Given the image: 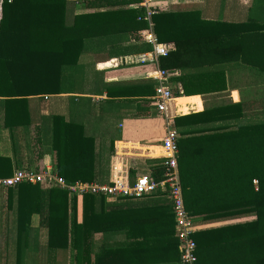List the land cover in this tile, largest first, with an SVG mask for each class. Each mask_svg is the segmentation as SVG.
<instances>
[{"label": "trees", "instance_id": "obj_1", "mask_svg": "<svg viewBox=\"0 0 264 264\" xmlns=\"http://www.w3.org/2000/svg\"><path fill=\"white\" fill-rule=\"evenodd\" d=\"M87 2L98 11L75 15L68 0H2L0 110L13 157H0V178L24 167L18 160L17 130L32 126L30 100L63 94L62 73L78 65L89 44H108L118 56L150 50L137 43L131 51H117L147 27L138 21L143 10L131 7L139 0ZM152 21L158 40H174L178 51L186 39L209 46L203 53L209 61L202 72L207 80L183 85L184 96L226 90L225 73L232 61L264 72V34H259L264 25L256 19L239 26L208 23L207 36L181 40L168 34L165 15L155 14ZM171 58L169 54L163 61ZM143 87L144 96L155 95L150 80ZM149 106L146 101L147 110ZM243 117V106L234 104L174 120L187 211L208 223L252 218L196 232L198 264H264V118L246 124ZM35 130L41 153L37 161L50 150L56 173L67 183L105 182L112 152L106 156L103 149L97 151L83 125L52 115L43 117ZM161 163L153 169L157 181L163 176ZM43 169L40 161L36 170ZM3 211L13 223L0 227V235L6 236V247L14 239L15 264H27L33 247L41 248L35 240L37 230L47 232L40 264H180L172 205L161 195L113 203L104 196L70 197L58 188L21 184L5 192L0 189V220ZM34 215L40 218L37 230L32 226Z\"/></svg>", "mask_w": 264, "mask_h": 264}, {"label": "crops", "instance_id": "obj_2", "mask_svg": "<svg viewBox=\"0 0 264 264\" xmlns=\"http://www.w3.org/2000/svg\"><path fill=\"white\" fill-rule=\"evenodd\" d=\"M68 1L73 5L75 15L98 11L88 8L87 0ZM1 3L2 0L0 12ZM152 6L155 14L166 16L169 22L168 34L179 40L180 37L207 36L209 32L205 25L208 23L239 26L256 19L259 21L257 24L264 25V0H154ZM259 34H264V30ZM133 37L121 43L117 51L124 53L126 49L134 48L137 43L132 41ZM164 44L172 46V58L168 63L161 58L159 66H164V70L170 73L167 87L174 95L182 94L174 97L175 100L169 105L173 115L181 117L236 104L244 108V123H252L259 116L264 118V72L242 61H232L225 73L226 90L184 96L183 85H195L207 80L202 72L209 61L203 53L209 51V46L201 40L198 43L186 39L178 51L174 40ZM115 53L108 44H89L78 65L62 73L61 81L65 87L63 94L30 100L32 126L28 131L23 128L17 130L20 146L18 160H22L23 168L36 169L40 161L44 166L54 168L50 150L43 149L45 155L37 161L41 153L35 128L40 125L43 117L62 115L67 121L83 125L87 136L95 140L97 151L103 149L100 152L106 156L112 152L105 184L132 185L138 177L152 176L153 169L165 156L162 148L165 124L156 111L154 96H144L143 85L150 80L155 87L153 77L157 68L150 64L129 63L137 62L136 56L141 52L121 56ZM146 101L150 103L148 110ZM217 101L220 103H215ZM2 115L0 110V157L12 158L9 130L3 126ZM131 171L133 175L130 177ZM39 222V216L34 215L32 226L36 230ZM12 223V216L8 217L6 211H3L0 227H11ZM195 223L197 232H200L239 222L208 223L198 217ZM37 233L45 234L47 239L45 230H37ZM95 242L98 244L101 240L96 239ZM45 245H42V249ZM7 256L0 251V264H3L1 260L4 261Z\"/></svg>", "mask_w": 264, "mask_h": 264}, {"label": "built area", "instance_id": "obj_3", "mask_svg": "<svg viewBox=\"0 0 264 264\" xmlns=\"http://www.w3.org/2000/svg\"><path fill=\"white\" fill-rule=\"evenodd\" d=\"M154 0H139L132 8L142 9L143 14L138 17L139 22L146 23L147 27L138 32L132 38L134 43L144 44L150 50L136 56L139 65H153L157 68L154 73L156 85L154 87V102L156 111L164 120L165 136L162 140V148L165 156L162 160L163 176L155 180L152 176L138 177L134 184L123 186L118 183L105 184L99 182H77L69 184L61 178L53 167L44 166L42 171L22 168L14 170L13 174L6 178H0V189L3 191L17 187L21 184L41 185L43 188H58L69 193L70 197H83L88 194L104 196L108 201L141 200L148 197L161 195L166 197L173 209L175 218V235L179 242L180 264H198L196 255L197 245L194 234L197 232L193 217L185 207L183 188L179 171V138L180 135L175 126V115L170 112L169 105L175 98L166 82L170 73L159 66L161 58L169 56L172 46L160 42L154 33L152 17ZM127 61V60H126ZM255 184L257 182L255 181Z\"/></svg>", "mask_w": 264, "mask_h": 264}, {"label": "rangeland", "instance_id": "obj_4", "mask_svg": "<svg viewBox=\"0 0 264 264\" xmlns=\"http://www.w3.org/2000/svg\"><path fill=\"white\" fill-rule=\"evenodd\" d=\"M215 103H220L219 101L215 102ZM7 191V190H6ZM5 192V191H4ZM252 218H248V219H241V220H236V222H243V221H246V220H250ZM232 222V221H230ZM5 238V239H3ZM37 240L36 242L38 243L39 246H41L42 248V245L43 244H46L47 243V239H46V235L43 234V235H40L39 234V238L38 239H35ZM9 241V244L8 246L6 247V236L4 235L2 237V239H0V251L2 254H7V258L4 259L3 261V264H15V245H14V239H10L8 240ZM41 248L38 250H36L35 246L33 247V251L30 252L28 255H27V264H38V259H39V256H41L40 252L43 253V251L41 250ZM31 258V259H28ZM34 257V258H32ZM38 257V258H37ZM40 264V262H39Z\"/></svg>", "mask_w": 264, "mask_h": 264}, {"label": "bare ground", "instance_id": "obj_5", "mask_svg": "<svg viewBox=\"0 0 264 264\" xmlns=\"http://www.w3.org/2000/svg\"><path fill=\"white\" fill-rule=\"evenodd\" d=\"M108 66H110V65H108Z\"/></svg>", "mask_w": 264, "mask_h": 264}]
</instances>
